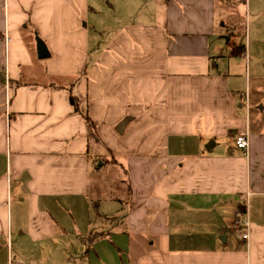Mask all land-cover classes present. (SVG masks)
I'll return each instance as SVG.
<instances>
[{
	"label": "crops",
	"instance_id": "0c3cea01",
	"mask_svg": "<svg viewBox=\"0 0 264 264\" xmlns=\"http://www.w3.org/2000/svg\"><path fill=\"white\" fill-rule=\"evenodd\" d=\"M263 1L0 0V264H28L14 238L49 257L97 157L126 160L130 206L86 254L117 258L90 264H264V52L230 37L240 3L261 17Z\"/></svg>",
	"mask_w": 264,
	"mask_h": 264
},
{
	"label": "rangeland",
	"instance_id": "374dc122",
	"mask_svg": "<svg viewBox=\"0 0 264 264\" xmlns=\"http://www.w3.org/2000/svg\"><path fill=\"white\" fill-rule=\"evenodd\" d=\"M239 5V4H238ZM239 12L235 13L232 18L233 32L230 36L238 46L248 45L252 52L258 55L264 52V1L259 3L261 17L250 13L249 9L244 3H240ZM97 17L104 18L101 11H96ZM116 14L113 16L115 21ZM261 18V19H260ZM117 25V22L113 25ZM111 30V29H109ZM97 31L92 39H104L108 31ZM225 38L221 42H225ZM260 56V55H258ZM252 60V59H251ZM125 159L119 163L123 168L112 166L109 163L102 165L97 162L92 166L90 174L91 191L89 197L83 203H75L74 208L67 209L69 212L55 215L57 219L64 224L68 232V236H63L58 241L52 240L50 244L46 242L45 250L48 252V258L39 256L37 248L21 246L19 239H12L10 248L13 251V258L18 257L25 260L28 264H90L89 258L92 261L94 258L93 249L96 247L108 253H111L109 258L116 257L117 251L112 248L110 242L100 244V246H92L89 255L84 253V250L90 248V238H93L98 232H109L117 234L124 230L127 211L130 206V198L127 192V178ZM100 163V164H99ZM98 168L96 171L95 169ZM125 181L126 183H124ZM64 211V210H63ZM114 223L112 224L111 222ZM80 240L82 242L80 243ZM112 242L121 247L122 241L120 239L112 238ZM58 243V247L53 245ZM81 246H80V244ZM103 245V246H102ZM24 247V248H23ZM21 256V257H20ZM117 258V257H116ZM11 258L8 259L10 261ZM5 260L2 264H8Z\"/></svg>",
	"mask_w": 264,
	"mask_h": 264
},
{
	"label": "built area",
	"instance_id": "2783aa9c",
	"mask_svg": "<svg viewBox=\"0 0 264 264\" xmlns=\"http://www.w3.org/2000/svg\"><path fill=\"white\" fill-rule=\"evenodd\" d=\"M246 96V95H245ZM235 146L237 149L247 152L248 149V135L247 133H240L235 137ZM248 196V195H247ZM234 225L240 230V239L242 241H249V222L244 219V212L238 209L235 212Z\"/></svg>",
	"mask_w": 264,
	"mask_h": 264
},
{
	"label": "trees",
	"instance_id": "16d2710c",
	"mask_svg": "<svg viewBox=\"0 0 264 264\" xmlns=\"http://www.w3.org/2000/svg\"><path fill=\"white\" fill-rule=\"evenodd\" d=\"M68 91H69V98H68V100H69V104L73 107V111H74L75 113H79V114L82 116V118L85 120V122H86L87 124L92 125V122H91V120L89 119L88 115H87V114H81V113H80L77 98L72 94V90H71V88H69ZM91 162H92V165H93V166H95L97 162H101L102 165H105V163H109V164L112 165V166H116V167L118 166L119 168H123L121 165H119V164L117 163V161H116L113 157H111V158H109V159H107V158H105V157H97V158L92 159ZM95 170L97 171L98 168H96ZM124 172H126V171H124ZM123 182L126 183L125 181H123ZM127 183H128V182H127ZM127 183H126V185H127ZM127 192H128V195H129V194H130V189H129L128 185H127ZM94 239H95V237L90 238L89 240H90V242H91V241L94 240ZM87 252H88V249L85 251V254H87Z\"/></svg>",
	"mask_w": 264,
	"mask_h": 264
},
{
	"label": "water",
	"instance_id": "95a60500",
	"mask_svg": "<svg viewBox=\"0 0 264 264\" xmlns=\"http://www.w3.org/2000/svg\"><path fill=\"white\" fill-rule=\"evenodd\" d=\"M35 44H36L37 58L40 60L47 59L49 57L47 48H46L45 44L43 43V41L41 39H39L37 36L35 37ZM129 121H130V118H125L122 121H120V123H118V125L115 127V132L118 135H123L124 130H125L127 124L129 123ZM212 145H213V143L209 142L208 145L206 146V148H208ZM220 240H224V238H222V239L220 238Z\"/></svg>",
	"mask_w": 264,
	"mask_h": 264
}]
</instances>
